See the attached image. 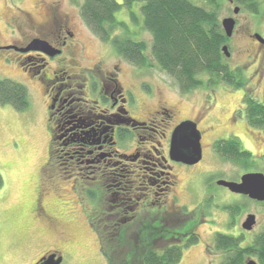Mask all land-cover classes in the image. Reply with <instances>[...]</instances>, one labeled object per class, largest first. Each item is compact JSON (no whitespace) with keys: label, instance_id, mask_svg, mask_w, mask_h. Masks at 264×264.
Returning a JSON list of instances; mask_svg holds the SVG:
<instances>
[{"label":"rangeland","instance_id":"374dc122","mask_svg":"<svg viewBox=\"0 0 264 264\" xmlns=\"http://www.w3.org/2000/svg\"><path fill=\"white\" fill-rule=\"evenodd\" d=\"M256 1L257 13L244 10L239 5L225 0L219 13V21L225 17H233L236 20L232 36L226 43L230 54L226 60L231 69L242 70L246 79V89L229 90L219 86L214 92L199 88L183 95L174 80L156 66L136 70L141 77L132 76V73H129L132 67L126 66V80L134 86L141 79L142 87L144 85L142 89L150 92V95L146 94L144 98L147 110L161 100L165 103L164 107L175 110L177 119L183 120L194 117L202 105L200 117L211 126L200 125L204 131L202 138L204 154L200 163L188 169L174 167L171 170L176 181V184L171 186V193L175 190L173 195L177 196L174 204L178 206V210L185 209L187 212L184 213L185 217L189 218L180 217L175 225L169 224L167 227L177 229L176 233L193 229L199 236L197 243L184 249L178 264H219L221 261L219 254L209 255L206 251L207 246H212L215 233L233 236L243 234L244 242H250L255 234L264 229V206L256 205L224 187L207 184L217 179L238 181L240 175L245 173L238 166L221 160L212 149L214 141L231 136L238 137L242 148L253 155L256 168L249 170L264 173V160L259 156L262 142L258 136L250 138L244 135L247 132V125L242 106L245 91L250 92L254 99L264 104V49L257 47L249 37L250 33L264 37V0ZM80 2V0H0V45H9L17 41L20 37L19 30L24 35L31 32L29 27L24 25L27 16L32 22L41 23L45 20L46 13L47 16H51L53 22L55 20L58 22V19L69 20L70 30L75 33L76 38L86 42L85 54L89 59L103 55H107L109 60L117 59L118 56L112 47L103 43L83 22L80 16ZM195 2L204 6L201 1ZM235 7L239 10L233 14ZM134 11L138 12L137 5L134 6ZM115 17L118 21L125 22L130 31H136V40L144 41L149 50L151 43L149 33L141 30V25L133 27L125 9L116 12ZM107 49L113 56L106 52ZM146 53L149 54L148 51ZM14 55L13 50L0 49V78L24 84L28 90L29 104L22 111L8 104H0V175L3 180L0 188V264H32L41 254V250L53 242L60 247L61 264H107L100 252L99 235L108 231L111 237H115L118 236L115 230L124 227L123 238L128 240L129 236L137 231L139 227L137 223L143 215L149 217L154 211H140L137 222L125 226L106 225L108 230L103 228L102 231L98 227V229L92 227L86 216L94 213L90 209L91 205L86 200H81L83 194L79 195L77 190L71 196L66 192L70 189L71 183H63L55 173L46 172L48 137L45 111L40 102L41 91L34 84H30L29 87L20 80L18 74L21 70L12 59ZM148 56L153 63L150 55ZM236 110L238 113L235 115L233 113ZM169 196L172 199L170 192ZM39 200L45 209L44 212L46 211V222L49 217L56 218L55 229L52 226L41 225L44 223L42 219L44 214L35 209V204ZM235 203L241 206V211L234 216L233 226H229L230 217L221 207ZM249 213L255 215L256 224L251 231H245L241 228V223Z\"/></svg>","mask_w":264,"mask_h":264},{"label":"flooded vegetation","instance_id":"af4514ba","mask_svg":"<svg viewBox=\"0 0 264 264\" xmlns=\"http://www.w3.org/2000/svg\"><path fill=\"white\" fill-rule=\"evenodd\" d=\"M45 17L43 22L34 23L27 16L24 25L31 32L24 35L19 30L18 40L9 45H0V49L5 46L17 48L10 50L15 52L12 59L21 70L18 77L28 86L34 84L41 91L40 102L45 111L48 137L46 172L55 173L63 183H71L70 189L66 190L71 196L77 190L79 195L83 194L81 200H86L94 213L86 216L91 225L125 226L137 222L138 213L147 210H153L154 213L149 217L143 215L138 226L147 220L171 226L180 217L188 219L189 216L186 218L184 214L186 210H178L174 204L177 196L173 195L175 190L171 193V186L176 181L171 170L174 167L192 168L203 158L204 131L200 125L207 123L200 117L202 105L194 117L183 120L177 119L175 110L164 107L165 103L161 100L147 110L144 98L150 92L143 90V80L139 79L140 82L133 86L125 76L128 65L132 67L129 69L132 76L141 77L136 70L142 68L130 65L120 57L109 60L107 55H103L89 59L85 54L86 42L76 38L70 30L69 20L58 19V22H53L46 13ZM254 35L249 34L253 43L264 49V45L254 39ZM32 40L47 42L59 53L49 56L42 51L26 50ZM106 52L113 56L109 50ZM236 113L237 110L233 114ZM186 121L195 124L200 145L202 143L201 160L194 165L175 162L169 156L173 131ZM246 131L244 135L250 138L258 136L262 142L259 156L264 160V134L248 126ZM229 138L239 140L236 136ZM226 139H218L213 145ZM216 181L207 184L215 185ZM236 195L252 201L246 196ZM78 200L76 202L80 204L79 196ZM252 202L264 206V202ZM35 209L44 214V223L41 225L56 228L55 217L47 218L46 222V211L40 200L35 204ZM191 230V234L198 236ZM186 231L181 233L183 237L177 241L188 238L190 233ZM59 250L57 243L48 244L32 264H40L51 254H55V258L62 257ZM214 253L208 252L209 255Z\"/></svg>","mask_w":264,"mask_h":264},{"label":"trees","instance_id":"16d2710c","mask_svg":"<svg viewBox=\"0 0 264 264\" xmlns=\"http://www.w3.org/2000/svg\"><path fill=\"white\" fill-rule=\"evenodd\" d=\"M80 1V16L85 25L103 43L109 44L118 57L140 68L156 66L174 80L181 93L199 88L213 92L219 86L229 90L246 88L242 70L231 69L221 51L229 39L219 21L224 0H198L204 6L195 0ZM225 1H232L249 12H258L256 0ZM135 5L138 12L134 11ZM121 9L128 12L133 27L141 25V30L149 33V50L144 41L136 40V31H130L125 22L116 19L115 14ZM0 104H8L18 111L26 109L29 104L27 87L0 78ZM242 105L247 126L264 134V104L245 92ZM213 149L221 160L238 166L243 172L256 168L253 155L242 148L237 138L219 140ZM2 185L0 175V188ZM221 208L230 217L229 226H233L234 216L240 213L241 206L235 203ZM93 226L101 231L108 230L106 226ZM115 231L118 236L111 237L108 231L99 235L100 252L107 264H178L184 249L199 239L190 229L188 238L179 242L177 240L183 237L181 233L164 223L149 220L139 225L128 240L123 238L124 227ZM244 241L243 234L216 233L212 246H207L206 251L220 254L219 264H245L248 259L264 264V229L250 242Z\"/></svg>","mask_w":264,"mask_h":264},{"label":"water","instance_id":"95a60500","mask_svg":"<svg viewBox=\"0 0 264 264\" xmlns=\"http://www.w3.org/2000/svg\"><path fill=\"white\" fill-rule=\"evenodd\" d=\"M239 8L233 9V14L238 12ZM221 28L227 38L232 36L235 20L233 17H225L220 21ZM254 39L264 45V38L259 34H255ZM5 50L14 49V46H5ZM26 50L42 51L49 56H54L59 52L47 43L40 40H32ZM221 51L225 58L229 57L228 48L226 45L222 46ZM170 159L185 165H194L201 160L202 151L200 145V135L194 123L182 122L180 123L171 136ZM218 186L224 187L231 193L239 194L248 197L252 201L264 202V173L261 172H245L240 175L239 181H227L218 179L216 181ZM256 224L254 214H247L245 220L241 223V228L246 231L252 230ZM62 257L55 258V254H51L44 258L40 264H60ZM245 264H257L253 259L246 260Z\"/></svg>","mask_w":264,"mask_h":264}]
</instances>
